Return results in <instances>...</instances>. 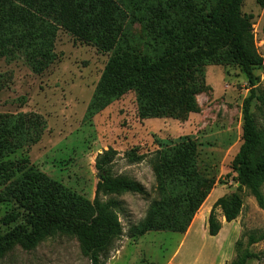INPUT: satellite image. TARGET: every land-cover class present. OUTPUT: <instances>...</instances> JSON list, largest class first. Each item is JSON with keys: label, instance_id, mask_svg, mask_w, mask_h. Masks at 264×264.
I'll list each match as a JSON object with an SVG mask.
<instances>
[{"label": "trees", "instance_id": "trees-1", "mask_svg": "<svg viewBox=\"0 0 264 264\" xmlns=\"http://www.w3.org/2000/svg\"><path fill=\"white\" fill-rule=\"evenodd\" d=\"M224 0H0V59L23 57L32 71L43 74L57 61L55 42L60 31L110 55L84 116L91 122L128 93H135L142 120H183L199 113L197 96L207 87L204 68L238 66L248 79L250 96L243 103V142L233 169L238 191L247 190L264 208V131L259 129L251 105L257 95L254 71L264 67L253 25L243 15L245 0H229L228 11H213ZM264 7V0H256ZM143 30L142 52L134 48L132 31ZM264 34V28H263ZM46 129L36 114L0 116V204L15 202L27 216L20 225L0 234V258L16 246L35 251L42 243L74 236L91 264H103L112 243L123 233L121 203L100 202L102 188L109 193L143 192L134 182H111L106 165L117 151L109 149L96 163L102 173L94 202L75 194L34 168L29 160L9 159L18 151L40 142ZM156 179L162 199L153 202L145 219L131 232L133 241L150 233L184 235L216 189L198 172V144L187 140L159 153ZM132 163L144 157L132 151ZM105 174V175H104ZM243 208L237 194L214 204L206 223L208 235L217 237L223 225L235 222ZM20 217L11 213L2 224ZM264 239V237H262ZM257 242L252 239L251 244ZM255 255L245 251L233 264H248Z\"/></svg>", "mask_w": 264, "mask_h": 264}, {"label": "rangeland", "instance_id": "rangeland-1", "mask_svg": "<svg viewBox=\"0 0 264 264\" xmlns=\"http://www.w3.org/2000/svg\"><path fill=\"white\" fill-rule=\"evenodd\" d=\"M228 3L229 0L221 1L213 6V11L227 12ZM242 13L253 25L255 44L264 59V7L256 0H245ZM132 34L133 49L141 53L145 39L143 30L135 26ZM55 53L57 61L41 75L35 74L23 57L0 59V116L36 114L46 123L39 143L5 161L27 159L50 179L94 202L103 176L96 169V163L109 149L117 151L114 162L105 167L111 182H134L142 186L143 192L112 194L106 188L101 189L100 202L121 203L119 218L123 226L122 236L112 243L107 254L101 255L102 263L107 264L120 243L132 240L131 230L145 219L151 204L162 199L157 189V153L193 140L198 144V172L208 181L217 183L216 195L237 194L243 201L239 218L231 224H227L222 211L217 210L224 230L221 233L224 259L233 264L240 253L248 251L255 255L248 264H264V208L249 191H238L237 173L233 170L244 144L243 103L250 96V85L242 70L236 65L205 67L208 88L197 96L199 113L183 120L140 119L137 97L131 92L91 122L84 123L110 55L100 53L96 47L85 45L64 31L57 35ZM254 75L257 95L262 98L264 67L256 69ZM251 114L264 131V102L253 101ZM132 151L144 160L132 163L128 157ZM2 190L0 188V192ZM262 193L264 195V188ZM11 213L20 214L19 219L10 226L3 225V218ZM26 216L14 201L0 204V234L27 225ZM177 239L178 236L170 232L151 233L139 248H129V256L114 264H131L130 255L137 251V264H162ZM252 239L257 242L251 244ZM0 264L91 262L74 236H62L42 243L32 252L16 246L0 258Z\"/></svg>", "mask_w": 264, "mask_h": 264}, {"label": "crops", "instance_id": "crops-1", "mask_svg": "<svg viewBox=\"0 0 264 264\" xmlns=\"http://www.w3.org/2000/svg\"><path fill=\"white\" fill-rule=\"evenodd\" d=\"M217 189L212 191L194 218L187 233L184 235L176 234L178 236L176 244L173 250L164 258L162 264H229L231 262H227L223 255L224 241L221 239V233L224 230L217 237L212 238L208 235L206 228V222L214 204L218 199L222 198V195H216ZM150 234L137 241L124 240L120 243V247L112 254V257L108 259L107 264H114V262L128 257V249L131 247L134 249L139 248L142 240ZM138 254L139 252L137 251L130 255L129 262L131 264H137Z\"/></svg>", "mask_w": 264, "mask_h": 264}]
</instances>
